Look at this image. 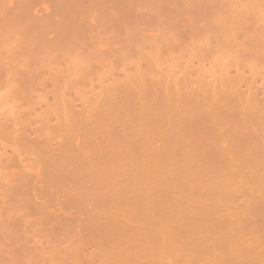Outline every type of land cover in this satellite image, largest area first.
I'll return each instance as SVG.
<instances>
[{"label": "rangeland", "instance_id": "374dc122", "mask_svg": "<svg viewBox=\"0 0 264 264\" xmlns=\"http://www.w3.org/2000/svg\"><path fill=\"white\" fill-rule=\"evenodd\" d=\"M20 1L21 0H16L17 5H18V2L20 3ZM37 1H38V4L40 3L41 5V9H40L39 5L37 4L38 11L41 10L42 14L44 13L47 16L49 12L54 11L53 7H51L53 5L51 6L49 5L51 3L54 4V2L50 0L47 2L44 1L43 3H42L43 0H40V1L37 0ZM65 1H66L65 2L66 8L67 9L69 8L68 10L69 12L66 11L68 12L69 16H71L72 14L71 10L74 13L76 9L78 10L75 13L76 16L74 13H73L74 15L72 14V16H75L74 18L72 17L73 19L68 16V18L70 19L67 18V20H69L70 22L72 20V28H71V24L70 26H68V24L70 23L69 22L66 26L67 27L66 30H63L64 33L62 34V37H61L60 34H59L60 36L56 35L57 31L54 32L53 30H51L53 28V27L51 28V26H50V30L49 28L46 29L48 30L47 33L45 29L42 30L43 32L39 31V33L42 32L40 34L41 36L36 35L38 34V32H35L36 34L33 32L30 33L31 31L28 32L29 30L26 29L27 27L24 24H22L19 20H17L18 18L16 19L17 20L16 22L14 21L17 15L14 18L11 16L13 20L10 17L11 13L13 12L12 9L14 11L15 9L17 10V7H15L16 5L15 1L6 0L5 2V0H0V60L9 62L10 60L14 59V61L17 62L20 65V67L22 66L21 68H26L25 66L29 64L28 67L30 66V70L33 69L32 73H34L32 77H31L32 74H30L31 79L30 77H28V80L30 79V81H28L27 78L25 77L27 82L24 81L25 83L16 84L15 90H13L14 87L12 86H6V85L1 86L0 85V120L3 121L5 118H9V116L12 119L14 118V120L18 119L16 120L18 121L16 123H20L21 121L22 125L24 126L23 127L20 123L19 125L22 126V128H19V130L26 132V134L29 133L30 135H32L33 133L29 132V127L31 128L34 127L33 130L36 132L40 129L42 133L35 132L36 134L34 133L33 135H35V137L38 140L39 135L41 134L40 137H42L43 139L40 140L39 138L38 140V141H41L40 142L41 144L43 143V140L48 139L47 141H45L46 143L44 142L46 145L48 141L50 142L48 143L50 145L51 144L53 145L55 143L57 144V142L60 144L65 141L67 142L66 145L68 143L69 145L70 144L72 146L74 145L73 148L77 152L76 153L77 158H78L77 160H79L81 168L83 169L81 170L82 172L84 171L83 167L85 166L87 167V170L90 167L89 171L90 170L93 171L92 170L93 166L94 167L96 166V169H101V167L99 166H102L103 164L101 162V165H100V160L97 158H94L96 156L93 154L94 153L93 150L95 149L96 155L98 153L97 152L98 150L99 156H100V154L103 155L104 153H106L107 150H105V147L106 149L109 148L108 150H110V147H107L109 143L114 144V142H109L108 140L104 139V136L102 137L103 139L100 138L102 134L105 133L104 135L108 136L111 130L112 134L114 133L112 136L115 137L118 134H120V132L121 133L123 132V133L122 135L120 134L119 136H123L124 131H125L124 126L128 128L129 125L134 122L133 119H136L138 121L137 123L135 120L136 126L139 124L142 126L143 125L142 123H144L145 125L147 121H148L147 122V125H148L149 121L150 122L153 121L147 118L148 114H151L152 116L155 114V112H157L158 114L159 109L163 110L161 112L162 114L160 113L161 115L158 114L161 117L159 116L158 118V115H155L156 117L154 116L152 117L150 115L149 117L151 119L154 118V120H157V118L160 119L158 120V125L161 126V125H164L161 122V118H167V115L170 117L173 115L172 113L178 115L180 111H181V114H183L182 109L186 110V111L183 110L184 113L187 112L188 110L196 106L195 102L199 104L195 108H198V107L201 109L203 108L207 109L206 107L211 108L212 105L211 107L209 105L212 104L211 101L214 98H216L214 100L218 102L217 106L220 107L223 104L224 106L222 107H225V110L228 113L229 111H235L232 109L235 108L236 105H238L235 103H237V101L240 102V99H241L242 104H244L245 100H247L248 103L253 102L252 104H255L254 106H257L256 104H259V106L263 105L262 103L264 102V98H263L264 94L263 96H261L260 93L262 94L261 91L262 90L264 91V86H263L264 85L263 84L264 83V50H261V51L259 50L264 48V42H263L264 41V0H83V1L79 0L82 3H80L78 0H74V1L65 0ZM75 3L78 7L75 5ZM2 4H3V7H2ZM13 5L15 8L13 7ZM9 8H10L11 13H9ZM64 9H65V6H64ZM41 12H39L38 14H41ZM44 14L42 15L43 17H45ZM118 14H121V15H118ZM111 15L113 16L110 17ZM9 17L12 21L9 20ZM51 17H53L51 21H56L57 19H59V16L57 14H53ZM113 17H116V19L118 18L119 21L115 19L116 22H114L111 19ZM73 20H75L74 22L76 24H74ZM254 27L257 29H255ZM255 32H258V33L255 34ZM25 33L27 34L26 36H25ZM28 33L30 35H28ZM259 35H261V37L258 39L257 36ZM28 36L30 37L37 36L36 38H38L37 39L38 45L37 43H35L36 46L33 45L36 38H34V41H33L32 38ZM28 38L30 39V42L28 41L29 40ZM258 40L261 41L262 44H259L260 42H258ZM31 42H33V44ZM32 45L34 47H32ZM255 47H257L258 49V54L259 52L260 53L263 52V56L262 54L258 55L256 53L257 50ZM249 67L251 70L249 69ZM251 72L253 74V78L255 75L257 80L259 79L258 81L256 80V78L253 79L251 76H249ZM256 72H259L258 75H261V76L259 77L256 74ZM235 76L236 77L239 76L240 78L236 79L235 81V78H236ZM245 76H248V77H245ZM241 77H244L243 78L244 80H247L249 77H251L253 80L248 79V83H247V81L244 82V80L241 79ZM262 78H263V82H262ZM220 80L222 82H220ZM241 80H243V82ZM233 81H235V84H233L234 83ZM250 81L251 82L253 81V83H250ZM259 81L262 82V84L260 83L259 85ZM241 82L242 84H244V87L241 84ZM226 83L228 84L225 86L224 84ZM229 83L231 84L230 87H229ZM247 84H248V87L245 86ZM257 84H258L259 90L257 89V86H256ZM215 85L217 87H215ZM222 85L223 87L221 88ZM259 86L261 87V89L259 88ZM254 87L259 91V94H258V91ZM226 88H228V90ZM225 89L228 92L226 91H224V93L223 91L220 92L221 90H225ZM242 89H243V92L245 93V94L243 93L244 95L248 93L247 95H250L249 96L250 98L254 97L253 98L254 100L252 99L253 100L252 102H249L248 99H245V96L242 94ZM247 89H249L250 92ZM252 89L255 90L256 92L253 91ZM22 90H26V91H22ZM208 91H210L211 93H209ZM234 91H235L234 93L235 96L238 91H241V92H238V94L241 93L245 100L242 98L239 99L238 96L240 95L237 94V97H234V94H233L232 95L233 98H231L232 101H230V97H232L230 94L233 93ZM208 93L209 95L211 94L210 95L211 98L214 95L212 99H210ZM253 93H257L255 94L256 96L253 95ZM217 94L219 96L218 98L216 97ZM224 94H227V95L225 96ZM220 96L221 98L223 97L224 99H220L219 101ZM206 98L210 100L209 102L210 104L207 102ZM193 100H195L194 101L195 104H192ZM258 100H260L261 102L260 101L258 102ZM215 101L213 103L214 106L216 105ZM233 103L235 106L233 105ZM189 104L193 106L191 107ZM206 104H209V105L206 106ZM228 104H230L231 107ZM117 106H120L119 109L116 108ZM161 106H163V108H161ZM226 106H228L229 108H227ZM188 107L190 108L188 109ZM219 107H216V108H219ZM144 108L147 109L149 112L146 111L147 113H144V110H145ZM164 110L168 111V113L167 112L165 113ZM230 113L233 114L234 112H230ZM11 115H13V117H11ZM145 118H147L148 120ZM58 119H59V122L57 121ZM144 120L145 122H143ZM166 121H168V119ZM151 124L153 123L152 122L149 123L148 126H150ZM19 125L18 127H20ZM154 125L156 126L154 127ZM154 125L152 126L155 128V130H157L159 126L157 125L156 121L154 122ZM16 126L17 124L15 125V127H13V129L16 131V135H17V131L19 132V130H16L18 129V127L16 128ZM130 126H132V124ZM153 127L152 128L148 127L151 130V132L152 130H154ZM161 129L162 128H159L160 131ZM30 130L32 131V129ZM106 130L109 132H106ZM155 130L154 132H156ZM159 130L157 131L159 132ZM23 132H20V133H23ZM29 134L27 135L28 137L30 138L34 137L33 135L32 137L29 136ZM37 134L38 136H36ZM119 136L117 137L119 138ZM157 136L158 135H156V137L153 138L152 140L155 139V141H157L156 145L159 146L158 148L162 146L160 150L162 151V153H166L165 150H167L168 147H165V146L167 145H165L164 143H160L161 140L158 138L160 140L159 141L157 139ZM7 137H8L7 132L3 131V133H0V264H136V263L137 264H193V263L196 264L198 261L194 260L195 262L197 261L196 263L193 261V259H195V255L193 256V259L191 257V255H193L192 253H190L192 249H193V253L195 251V254L196 252H198L200 255L202 252L200 253L199 249L201 251L202 248H203V251L204 250L206 251V252L204 251V254L206 253V256H208V254L210 255L212 254L209 251L210 242H211L209 241L210 238L209 240L207 239L204 240L206 242L208 241L207 243V245L209 244L208 250L203 245V244H206L205 242H201L198 245H195L197 247L192 246L195 249L198 248V250H195L194 248L190 246L191 244L190 245L186 244L187 243L186 238L190 236L189 232H191V230L190 231H188L189 229L187 230V233L189 234V236L187 237L188 234L186 233V238H185L183 237L185 236L184 234L185 232H183L184 231L183 230L184 226H183V228H181L183 231L179 229L180 234H182V236L178 235V233L176 232L178 231V229L176 230L175 228L176 227L180 228L182 224L188 225L189 223V222L187 223L188 214L186 213L187 216L182 215V213H184L185 211L184 208L186 207L181 208V209H184V211H181V209L178 208V206H182L181 204L183 202L184 204H186L187 200L190 201V202L188 201V204L191 203V200H192L195 202V203L192 202V204L194 203L196 205L197 203L198 204L200 203V202H197V200L198 201L202 200V201H205V202H202L201 204L205 206L206 210L209 205L212 206L211 204H213L214 206L221 205L220 207L222 209L216 208V211L218 213H215L214 211L210 212L211 210L209 208H208L209 211L207 210L208 211L207 215L212 218H214L215 215L217 216V214L221 216V214L223 213L222 211L226 213L225 212L226 210L224 209L226 206L223 205L221 202H219L218 199L225 192H227V190L225 191V187H222L223 194L222 193H221L222 195L219 194L220 196L217 195L218 196L217 200H216L217 196L216 198L214 196L215 199H213L212 197L210 199L209 195H211L210 194L211 192L209 191V189L211 190V188H208V186H206L205 183H207V181L205 182V179H206L205 176L202 174L204 176L202 177V179L200 176H197L199 173H200L199 175H201L202 168H199L201 170L200 172V170L198 171L196 170L197 168L194 169V167L188 168V166L186 165H185L186 168L184 167V164H186L187 161H192V162L195 160L197 161V159L194 157L192 158L195 160L190 159L191 154L189 153V151H184V153L187 152L189 154V157H188L189 160L185 162L183 160L184 164L182 165L181 160L184 159L185 157V155L182 154L183 151L181 152L182 149H180L181 148L180 145L182 144L179 145L180 148L178 149V153L180 152L182 154V157L184 155V157L180 159L181 161L180 162V161H177L179 160V158L178 159L177 157L175 158L176 154L178 156V153L176 151L178 148L176 147L177 143L173 145L170 143L171 146L168 143V146H170L168 148L169 149L168 151L170 152V154L167 152L166 154L161 155L162 153L156 149L157 150L156 152L159 155L157 153L155 155H152L155 153V150H153V148L149 145L151 144L150 142H152V146H153L155 144V141H146L144 139L143 140L141 139L140 141L141 143H140L139 139H137L135 141V144H132L134 142L133 141L130 144H128V146H125L124 148H126L127 150V148L129 149L130 147L131 148L133 147L130 150H133L134 153L138 150V153L141 152L142 157L141 155H139L140 153L134 154L133 152L130 151V154L132 153L135 156L134 157L129 154L130 157L131 156L134 157L132 160L131 158L127 156L128 155L126 154L127 151H124L125 149L123 148L122 152L124 153H121V154H124V158H120L119 157L120 155H118L115 158L119 157L120 159L122 160L124 159L126 161L127 160L126 156H127L129 159L127 161H129L130 164H128V162H126L125 164L123 160V164H124L123 165L122 162L120 161L122 168L120 166L118 167L120 162L117 165L118 168L117 167L114 168V170L117 168L116 170L119 171L117 173L116 172L110 173L109 169H108V173L110 174L108 173L106 174L105 172L107 170V168L105 169L106 165H108L107 167L110 168L111 166L109 165L111 164L112 161L117 162L120 160L119 158L117 160L114 157H113L114 159L112 158L113 159L112 161L109 158H108L109 160H107V157H109L108 155L111 154L110 152H112V150L110 152L108 151V155L105 154L103 155L104 157L100 156L101 160L103 158L106 159V161L103 159V161L105 162V165H104L105 170L104 169L103 170L101 169L102 171L99 170L101 171L100 175H102V173L103 175H105V180H107L108 182L107 183L104 180L106 182V186H108L109 189L111 188L110 190H112V192L110 190L108 191L107 187H106L107 189L104 187L105 182L102 181L103 179L94 180L95 178L103 177L98 174L99 172L93 171V172H97V175L93 174L92 172H88L85 167V170L87 172L86 171H84V173L81 172L80 175H83V174L85 175L86 173L89 179L93 177L91 179H93L95 182L97 180L98 182H101V184L99 183L100 185L98 184V182L94 184L93 183L94 181H92L91 179L88 180L87 177L83 178L84 176L83 175L80 177V179L82 180L83 178L84 181L87 180L90 185L88 186L86 184L87 182L86 181L85 186H84L83 181L82 183H79L78 181L79 178H78L77 182L79 184L75 182L73 184L71 183L72 185L70 184V186L68 185L69 188L67 186V188L70 189L69 193L72 191L71 188H74L72 191V194L71 193L69 194L67 192L68 189L64 190L58 185L56 186L53 184L52 186H56V188L59 187L57 189H61V190L56 191L55 187L51 186L52 188L50 187L48 189L49 192L45 191L46 193L48 192L49 194L42 193L44 192L43 188L46 186L45 185L46 182L44 181L38 182V184L40 183L39 186L37 184L35 185V188L33 191L37 189L36 187H39L38 188L39 190L37 189L36 191L41 192V193L36 194L35 192L32 191L33 185L32 187L31 185L27 186L29 188L31 187L29 189L31 190L30 193H29V190L27 191L25 189V187L19 188L20 190L18 189L17 192L16 190L11 191V189L10 190L7 189L8 188L7 185L9 183L8 177L14 173L13 171H11L12 170L10 167L11 165L10 166L8 165L9 162L11 161L10 156L11 155L15 156L19 152V151L16 152L18 149L15 151L16 147L11 143L12 138L10 141L9 138ZM110 137L111 135L109 136V139ZM114 137H111L110 140H112L113 138V141H115L116 143V140L118 138L115 137L116 140H114L115 139ZM151 138L152 137H150V140ZM121 140L120 138L118 139V141H121ZM144 141H146L147 143L146 142L144 143ZM93 142L95 143L97 142V143L95 144ZM98 142H99V145L95 146L98 144ZM100 142L101 144H104L105 142L108 144L104 146L106 143L104 145H100ZM87 143H88V146H85L87 145ZM89 143H92L91 146L89 145ZM121 143H125V142H121ZM121 143L117 142V147H119L118 145ZM112 144L111 146L116 145V144L115 145H112ZM163 145L166 149H163L164 148ZM94 146L97 148L99 146H103L104 148L102 147L103 150H101L99 148L98 149L95 148ZM135 146L138 149L135 148ZM174 146L175 148L173 149ZM87 147L88 148L92 147L93 153H90V154L94 157L90 156L89 151L91 150H88ZM10 148L12 149V151ZM119 148H122V146ZM154 148H157V147L154 146ZM170 148L173 150L176 149L175 150L176 154L175 152H172L173 150H171ZM13 149H14V152H13ZM162 149L164 150V152ZM102 151L104 152L103 154H102ZM20 153L21 151L19 152V154ZM180 153L179 155H181ZM187 153L186 155L188 156ZM167 154L169 155L175 154L174 161L172 160L173 157L169 156L171 157L169 158L167 157L168 156ZM88 155L90 157H85ZM136 155H138L139 157L137 158ZM156 156L158 157L157 159L162 162L161 166L159 165L160 162L159 164H157L158 162L157 159H155L156 160L155 164H153L154 161L153 162L150 161L152 160V158L153 159L156 158ZM179 157L181 158V156ZM88 158H92V160L96 159V161L95 160L90 161V159ZM134 159L140 160L138 161V166H139V163H140V166L138 168L137 166H135L137 168L135 170L132 169V167L135 168ZM231 160L232 159L228 161L231 162ZM107 161H110V162H107ZM176 161H177V167L174 166V164H176ZM196 161H195V164H196ZM91 162L92 164H94L93 166L90 165ZM96 162L99 165H96ZM114 162H112L113 165L111 168V172L114 171L113 170ZM163 162H165V164L167 162V166L169 170L167 169L166 171L165 169L166 165L164 164L165 165L164 166ZM172 162H174L173 165H171ZM192 162H191V165H190V162L189 164L187 162V165L196 167V165L195 164L193 165ZM199 162H201L202 164V161H199ZM199 162H197V167H201V165L198 166ZM22 164L23 165H19L18 167L13 168L15 172L18 171L19 169H22L25 173L32 174L34 178H35V175L40 172L39 168L41 169L42 167L41 160H38L36 156L34 157V156L27 155L26 158L23 160ZM136 164H137V161H136ZM222 165L223 164H221V166ZM233 165H235L234 162H233ZM162 166L164 167V170H162L163 169ZM171 166L172 167L174 166L176 170L179 169L178 170L179 172L183 171L182 166L184 167V170L187 168L189 170L194 169L197 174L195 173L194 170L189 171L187 169L189 172L187 170L184 171L187 175V178H189L188 175L189 176L192 175L191 177L195 176L193 179L190 177L191 178V179L189 178L190 181L189 179L186 178L185 175H183L185 174L184 172L178 173L177 175L178 171L176 172L175 176L172 177L171 175V178H170L169 174L171 173L173 174V170H170ZM204 166L205 168H203V170L206 169L207 167L206 164ZM226 166L228 167V164H226ZM237 166H239V164L236 165L235 168ZM241 166H239V168H241ZM212 167L214 168V166ZM216 168L218 169V167ZM216 168L214 170H216ZM219 168H220L219 170L221 169L223 170V167L222 168L219 167ZM235 168L234 166L229 168L231 171L230 172L231 174L230 173H227V174L233 175L235 172L238 173L237 171L238 168L237 169ZM96 169L94 168V170ZM130 169H132V171L134 170L133 172H136V173L131 172ZM232 169H234L235 171L234 170L232 171ZM241 169L243 170V168ZM136 170H138V172ZM214 170L212 171L214 173H211L212 175L210 176L212 177V179L213 178L218 179L217 178L218 175L217 173H215ZM242 170L241 172L240 171L239 172L242 173ZM125 172L126 174L129 172L133 173V175L132 174L125 175ZM191 172L193 173L190 174ZM204 172L205 174L206 173L210 174L208 173L207 170ZM91 173L94 176L95 175L96 176L99 175V176L98 177H94L93 175L91 176ZM160 173H161V176H160ZM194 173L196 175H194ZM237 173L233 175L235 176L233 179H236L237 177L241 178L240 176H238L239 174L236 176ZM180 174H182V177ZM207 174L206 176H208ZM213 174H216V177H213ZM176 176L180 177L181 181L183 177L186 178L187 180H185V182H182V183H180L181 181L179 180L180 185L175 187L177 184L174 185L173 182L177 183L178 182L177 180L179 179ZM198 177H200L199 179L201 181L200 180L197 181L195 179V178L198 179ZM218 177L222 178V176H218ZM231 177H230V180L232 179ZM35 179H38V178H35ZM207 179H209V176ZM210 179L208 181H211ZM233 179L231 180V182L233 181ZM186 181H189L188 182L189 185H187ZM91 182L93 183L92 184L93 187L94 185L98 184L99 185V186L97 185L98 188H100V186L102 185L107 190L106 191L107 194L106 192H102V193L107 198V199L105 198V200L108 201L109 203V206H108L109 212L105 211L108 214L106 213L105 217H100L101 219H103L101 220V222L98 221L99 217L98 218L96 217V216H99L100 214L94 216L95 219H97L96 221L102 225H98L95 222L90 223V224L89 222L86 223L87 219L90 221L91 218L89 217L91 215L93 217V213L96 212V209L97 210L101 209L100 210V213H101L102 211L101 207L104 204V201H102L99 196V195H102L101 191H103L104 188L101 187L102 190L97 188L98 192L100 193V194H97L98 193L96 191L97 189L95 190L96 186L94 187V190H92L93 187L90 188ZM198 182L202 186L198 185ZM217 182L210 183L211 186L213 185V187L216 188V189L212 188L213 191L215 189V192H214L215 195H216V190H220V187L224 185L223 183H221L222 181H220L219 183ZM41 183L43 184L45 183V184L41 185ZM171 183L175 188L171 186ZM232 183L233 185L236 184L237 186L239 185V187H241L240 180L237 182H232ZM183 184H185L186 188L184 187ZM48 185L45 188H48ZM86 185H87V188H86ZM187 186H189V190H187L188 188ZM203 186H205V189ZM217 186H218V189H217ZM81 187L85 189L82 190ZM116 187H117V190H119L118 189L119 187L121 190L117 191ZM201 187L203 188V190L209 197L203 193V190ZM235 187L236 186H234V189L236 190L237 187L236 188ZM89 188L92 191V193L89 191L91 193V196L93 197L94 195L95 197V198L93 197V199L92 197L89 196L90 193H88L89 194L88 195L87 194L88 191L87 192L85 191L86 189L88 190ZM21 189L23 191H21ZM169 189L172 190L173 192L171 193L172 195L170 194L171 191L169 192ZM185 189L187 191H184ZM25 190L27 192H25ZM53 190H55L56 193L53 192ZM74 190L76 191L74 192ZM122 190H124V192H122L124 194L120 195L119 192ZM156 190H160V193L157 194ZM78 191H85L84 193L86 194H84L83 192L82 193L78 192ZM93 191L97 192L95 193L96 195L94 194ZM114 191L115 192L117 191L116 193H118V196H120L119 198L118 196L117 197L115 196L117 194ZM206 191L209 193H207ZM232 191L233 190L228 191L229 192L228 195L230 194V196L236 197L235 195L236 192H232ZM18 192H21V193H18ZM23 192L29 193L30 195L25 194L26 195L25 196ZM33 193H35L36 195ZM108 193L110 196H113V197H110V196L108 197ZM153 193L154 195H156V197H159L161 195V198L159 197V199H155ZM82 194L84 195V197L82 196ZM164 194L167 196H164ZM85 195H88L90 197L88 198L89 201L87 199L88 196H85ZM125 195H127L129 201L133 200L134 204H131V206L130 205L128 206V203L130 204L131 201L129 202ZM122 196H125L124 198H126V200ZM130 196L132 198H130ZM230 196H228L229 199L231 198ZM78 197L80 198V200ZM137 197L138 199L139 197L140 198L143 197V198H141L142 200H138ZM76 198L79 201H81V198L83 199L81 202L78 203L77 202L78 200H75ZM120 198L121 199L123 198V199L121 200ZM84 199H85V202L83 201ZM96 199H98L99 203L100 201L102 202V206H99V204H97L98 202L96 203L95 201ZM115 199H117L118 201L116 200L115 202L114 201ZM143 199H145V202ZM171 199L176 202V205L175 203H173V205L171 204L173 202L171 201ZM233 199H230V200H233ZM72 200H73V203H75L76 205L79 206L80 204V206H82L81 210H83L84 216L82 215L83 214L82 212L81 213L79 212L80 207H77L76 205L70 203ZM93 200L95 202L91 203L90 201H93ZM124 200L128 203H126ZM210 200H212L213 203L212 201L210 203ZM235 200H239V194L237 195V198ZM64 201H65V204L62 203ZM87 201L91 203L92 205L96 203L95 206L98 205V207L100 208H96L95 206L93 207L92 205L87 203ZM164 201L168 202L169 205L166 204ZM177 201L178 202L182 201V203L178 204ZM122 202L125 205H127L126 208ZM148 202L152 204V207H150ZM81 203L82 204L87 203V204L82 205ZM121 203L124 206H122ZM162 203L163 204L165 203L167 207H165L166 206L165 204L163 206ZM214 203H217V204H214ZM205 204H207V207ZM85 205L88 206L87 207L88 210L86 209ZM104 205H108V204L105 203ZM159 205L162 209L159 207ZM171 205L175 207L176 209L174 210V208ZM83 206H85V208ZM132 206H134L133 209L131 208ZM149 207L151 208V211H149ZM168 207L169 208L172 207V208L169 209ZM188 207L186 208V210L189 209ZM191 207L190 209H192ZM139 208L143 212L148 211L145 217L146 224H144L145 221L143 223L145 226L141 223H140L141 225L139 224V222H141L142 220V217H143L142 215L145 216L143 212L141 213L139 212L140 211L138 210ZM227 208L229 212H227L224 215H228L229 213H232L234 211L233 207L227 206ZM230 208H231V212L229 210ZM93 209H95V212H92L94 211ZM152 209L155 215L154 217H157L158 220L156 218L154 219L153 216L151 217L150 213H152ZM217 209L221 211L219 212ZM77 210H78V214L76 212ZM99 210L96 212V214L99 212ZM212 210L214 209L212 208ZM43 211L44 213H42ZM86 212L87 213L91 212L92 214L88 215L89 213L87 214ZM105 212L103 211L102 214L103 213L105 214ZM169 212L171 214V218H170V215L167 214ZM85 214L88 216L87 219L85 217ZM166 215H167V218L171 220V222L173 219L172 217H174L175 215V218H176L177 216V220L175 219V221H173L175 222V224L172 222V225H171V222H169L170 227H168L169 225H167L166 223H168L167 220L169 219L165 217ZM56 216L60 218L57 219ZM229 216H225L227 217V220L230 219ZM83 217L86 221L83 220ZM94 217L91 220L95 221ZM221 217H223V214ZM231 217H232V214H231ZM62 218H64L63 221L65 220L66 221L63 222ZM59 219L62 222L60 221L59 223V221H57ZM225 219L226 218H224L223 219L224 221L222 220L221 222L223 223L226 222L227 224H229L227 220L225 221ZM143 220H144V217H143ZM164 220L166 223H164ZM233 220H235L234 217H233ZM233 220L230 222L231 223L233 222L232 225L233 224L235 225L234 222L237 220V218L235 221ZM155 221L157 222L155 223ZM177 221H180L179 223L181 225H179ZM238 221H236V223ZM196 223L197 222L195 223L191 222L189 223V225L191 224V226L192 225L194 226V224ZM231 223L229 224V226H226L227 230H228V227L229 228L232 227V226L230 227ZM93 224H96V225H93ZM173 224L175 227H173ZM225 224L223 226H225ZM237 224H239V222ZM244 224L242 223L241 226ZM149 225L152 228H150ZM236 225L235 227L237 230V227L239 228L240 226L239 225L236 226ZM196 228H195L196 231L194 229V232L200 233V229L198 227ZM231 229H229L228 231H230ZM240 229L241 228H239V230ZM174 230L175 232H173ZM171 231L176 234L169 235V233H172ZM222 231H223V228H222ZM228 231H226V234ZM218 232L219 231H217V233ZM235 233L237 235V231ZM165 234H168V235H165ZM219 234L220 235L218 236L220 237H215L217 236V234L212 235L215 238L211 237V240L218 239L219 241V238H222L221 232H219ZM245 234L247 233L245 232ZM138 235H140L142 238L145 235H148V236L150 235V238L156 237V239L159 237L157 241L156 239H154L156 244L154 243V240H153V245L156 248L157 247L160 248L162 246L160 248L161 251H159L158 249L159 251L158 253L156 248L155 249L151 248L152 245L151 246L149 245V244H152V241H150V238H149V241H150L149 243V241H147L148 238L146 236L144 237V239H142ZM152 235H155V237ZM228 235H232V234H228ZM241 235L243 234L239 235L240 236L239 239L242 240L243 238L241 237ZM249 235L250 237L255 239L254 235L252 236L251 234ZM249 235L247 237L248 240L246 239L247 241H250ZM232 237H230L231 241L228 239L226 240L224 239V240L229 241L230 243L232 242L233 238H235V237L233 238ZM255 237L257 238V240L255 241H258V237L257 236ZM226 238H229V237L226 236ZM166 240H168V242ZM176 241L178 242L179 245H180V242L182 241L183 244L181 243L182 244L181 248L183 249L185 247V249L182 250L180 247L179 248L181 250L178 247L177 249L175 247V245H177ZM236 241H237V244L240 243L238 244V246L240 245L243 248L244 247L247 248L248 245L247 246L246 244L244 246L242 245L244 240H242V244L240 240L238 242V238ZM247 241L246 243H248ZM213 243L215 247H218L219 246L218 244H220L221 242L219 243L213 242ZM224 243L226 244V242ZM260 243H263L264 245V241H261ZM260 243L258 244V246L261 245ZM157 244L160 246H158ZM163 244H165L166 246L168 244H173L174 246L169 245V247L170 249H172L171 247H173L172 251L175 250L174 254L171 251L170 253L168 252L170 250L168 249L169 248L168 246H167V249H165L166 248L165 246H164L165 248H163ZM233 244H234V240H233V243L231 244L232 247L234 248L233 249L234 251L232 250L233 254L229 253L231 251V248H228V247L229 246L231 247V245L227 246L228 244H226L227 246L226 248L230 250L228 253L232 255H234V252L236 253L237 252L236 250H238L236 243L235 245L237 248L234 247ZM263 245H261V247H263ZM140 246H142V248ZM149 247L151 248V250ZM261 247H260V251H262V255H263L264 251L261 250L262 249ZM134 248L136 250L138 248L139 250H137L136 252L138 251L139 252L138 253L134 252L133 251L135 250ZM211 248H213V250L216 249L211 246L210 250H212ZM152 249L156 253L153 252ZM222 250H225V252H227L226 249H224V247L222 248ZM184 251L185 253H182ZM260 251L257 253L258 255L259 253H261ZM212 252L214 253V251ZM221 253L224 254V251H222ZM182 254L183 255L185 254L188 256L187 260L185 258L187 256L184 255L182 257L181 256ZM199 255H196V257H199L198 260L200 259V257L203 256V255L202 256L201 255L199 256ZM220 255L218 254L217 256L216 255L214 256V254H212V257L214 256L215 259H212V258L211 259L215 262L217 261L216 257L218 260L221 259L220 257L218 258V256ZM227 255L228 254H226V256ZM262 255L260 254L259 256L261 257ZM158 256L162 257L160 258L162 259L161 261ZM165 256L166 257L169 256V257L166 258ZM171 256L173 257L171 258ZM226 256L223 258H227ZM253 256L252 257L250 256V257L252 260L255 261L257 259L256 258L257 256H255V258ZM210 257L211 256L206 257V259L205 257H202L203 259H205V261L203 259H200L199 262H201V260L203 261L201 263L199 262L198 263L206 264L203 262H206L207 259L208 261L211 260L209 259ZM184 258H185V261H184ZM228 259L229 257L226 260ZM231 259L236 260V258L234 257ZM213 261H212L213 264H217L216 262L214 263ZM258 261L260 264H263L264 258H262L261 260L257 259L256 263L254 264H259L257 263ZM260 261H262V263ZM228 262L229 260L227 261V264L231 263V262L230 263ZM221 263L223 264L224 262H221ZM248 263H249V260H248ZM248 263L246 261L243 264H248ZM251 264H253V261L251 262Z\"/></svg>", "mask_w": 264, "mask_h": 264}, {"label": "bare ground", "instance_id": "6f19581e", "mask_svg": "<svg viewBox=\"0 0 264 264\" xmlns=\"http://www.w3.org/2000/svg\"><path fill=\"white\" fill-rule=\"evenodd\" d=\"M15 1V3H16V5H15V7H17V10L15 9V11L12 9V13L10 12V8H9V13H11V15H10V17L12 16L13 18L15 17V19H14V21L16 22L17 20H19L22 24H24L27 28V30H29L28 32H30V33H35V32H38V34H36L37 36L39 35V36H41L40 34L43 32L42 30H44L45 29V31H46V33H47V31L48 30H46V29H48L49 28V30H50V26H51V30H53L54 32H56L57 31V36H60L61 35V37H62V34L64 33V31L63 30H66V26H67V24L70 22L69 20H67V18H68V16H69V14H68V10H69V8L67 9L66 8V4H65V0H50V1H52V2H54V4L53 3H51V4H49L50 6L51 5H53V6H51V7H53V9H54V11H53V9H52V11L53 12H49L48 14H47V16L44 14V16L45 17H43L42 15V12H41V10L40 11H38V6H37V4H38V1L37 0H24V1H20V3L18 2V5H17V2H16V0H14ZM40 1V0H39ZM44 1H49V0H43L42 1V3L44 2ZM74 1V0H73ZM79 1V0H78ZM77 1V2H78ZM83 1V0H82ZM4 2V1H3ZM2 2V3H3ZM5 2H6V0H5ZM80 2V1H79ZM78 2V3H79ZM41 3V4H42ZM49 3V2H48ZM77 3V4H78ZM80 3H82V2H80ZM79 3V4H80ZM20 4V5H19ZM67 4H69V3H67ZM14 5H13V7H14ZM39 5V8L41 9V5H40V3L38 4ZM75 5H76V3H75ZM81 5V4H80ZM79 5V6H80ZM64 6H65V9H64ZM68 6V5H67ZM77 6V5H76ZM2 7H3V4H2ZM14 7V8H15ZM56 9H55V8ZM69 7V6H68ZM78 7V6H77ZM70 8H71V6H70ZM8 9V8H7ZM77 10L78 9H76V11H75V13L77 12ZM205 10V9H204ZM66 11H68V12H66ZM208 11V10H207ZM39 12H41V14H38ZM8 13V14H9ZM71 13L73 14L74 12L71 10ZM70 13V14H71ZM74 13V14H75ZM114 13V12H113ZM112 13V14H113ZM116 13V12H115ZM13 14H14V16H13ZM53 14H57L58 16H59V19H57L56 21H51V19L53 18V17H51ZM68 14V15H67ZM72 14H71V16H69V17H75L76 16V14H75V16H72ZM73 14V15H74ZM109 14V13H108ZM208 14V13H207ZM114 15V14H113ZM113 15H111L110 17H112ZM118 15H121V14H118ZM210 15V14H209ZM109 16V15H108ZM207 16V15H206ZM10 17H9V20H11L10 19ZM11 17V18H12ZM119 17V16H118ZM13 18H12V20H13ZM18 18V19H17ZM72 18V19H73ZM17 19V20H16ZM68 19H70V18H68ZM77 19V18H76ZM114 22H116L115 21V19H116V17H113V18H111ZM11 20V21H12ZM116 20H118V18L116 19ZM75 20H73V22H74ZM119 21V20H118ZM70 24H71V28H72V20H71V22L68 24V26H70ZM74 24H76L75 22H74ZM117 24H119V23H117ZM257 25V24H256ZM255 25V26H256ZM75 27V26H74ZM257 27V26H256ZM69 28V27H68ZM255 28V27H254ZM255 29H257V28H255ZM39 31H42V32H40L39 33ZM27 33V32H26ZM25 33V36L27 35ZM45 33V34H46ZM258 32H255V34H257ZM34 34V35H35ZM60 34V35H59ZM255 34H254V36H255ZM28 35H30L29 33H28ZM31 35H33V34H31ZM37 36H34V37H30V36H28V37H30V38H32V40L34 41V38H36ZM45 36V35H44ZM253 36V37H254ZM258 37V39L261 37V35H259V36H257ZM256 37V38H257ZM60 38V37H59ZM29 39V38H28ZM38 38H36V40H35V42H34V44H33V42H31L33 45H35V43H37V45H38V40H37ZM27 40V39H26ZM60 40V39H59ZM261 40V39H260ZM263 40V39H262ZM29 42H30V39L28 40ZM37 41V42H36ZM27 42V41H26ZM39 42H40V40H39ZM256 42H257V40H256ZM258 42H260L259 44H262L261 43V41H259L258 40ZM264 42V41H263ZM31 43H29V44H31ZM32 45V47H34ZM36 46V45H35ZM260 46V45H259ZM256 48V50H257V54H258V49H257V47H255ZM260 49V48H259ZM261 50H264V48L263 49H260L259 51H261ZM262 54V56H263V52L262 53H260L259 52V54L258 55H261ZM254 55H255V53H254ZM253 55V56H254ZM257 55V56H258ZM262 58V57H261ZM28 65L29 64H27L25 67L26 68H21L20 67V65L17 63V62H15L14 61V59L13 60H10L9 62H7V61H3V60H0V85L2 86H12V87H14V89L13 90H15V87H16V84H21V83H25V82H27V80H28V77H30V74H32L31 75V77L33 76V74L34 73H32L33 72V69H31L30 70V66L28 67ZM29 68V70H28V68ZM252 68V67H251ZM249 69H250V67H249ZM251 70V69H250ZM249 70V71H250ZM31 72V73H30ZM258 73L259 72H256V74L258 75ZM252 74V72L250 73V75L249 76H251L252 78H253V74ZM238 75V74H237ZM239 76H241V75H239ZM236 77L235 78V81H236V79H239L240 77ZM259 77L261 76V75H258ZM25 77L27 78V80L25 79ZM31 77H30V79H31ZM245 77H248V76H245ZM251 77H249L248 79H250V80H253L254 78H256L255 77V75H254V78L252 79ZM262 77H263V75H262ZM244 77H241V79H243ZM30 79L28 80V81H30ZM33 79V78H32ZM216 79V78H215ZM214 79V80H215ZM246 79V78H245ZM248 79L247 80H244V82L245 81H247V83H248ZM261 79V78H260ZM243 80H241L242 82H243ZM256 80H257V78H256ZM259 80V79H258ZM257 80V81H258ZM25 81V82H24ZM232 81V80H231ZM235 81H233L234 83L233 84H235ZM238 81V80H237ZM257 81H256V83H257ZM261 81V80H260ZM259 81V85H260V83L262 84V82H263V78H262V82H260ZM220 82H222L221 80H220ZM242 82H241V84H242ZM212 83V82H211ZM215 83H217V82H215ZM219 83V82H218ZM232 83V82H231ZM237 83V82H236ZM250 83H253V81L251 82L250 81ZM228 83H226V84H224L225 86L227 85ZM264 84V83H263ZM211 85V84H210ZM220 85V84H219ZM218 85V86H219ZM230 83H229V87H230ZM243 85V87H244V84H242ZM251 85V84H250ZM249 85V86H250ZM255 85V84H254ZM209 86V85H208ZM214 86V85H213ZM234 86V85H233ZM245 86H247L248 87V84L247 85H245ZM253 86V85H252ZM257 86V89H258V84L256 85ZM255 86V87H256ZM264 86V85H263ZM215 87H217L216 85H215ZM223 87V85L221 86V88ZM228 87V86H227ZM246 87V88H247ZM254 87V88H255ZM261 87H262V85H261ZM261 87L259 86V88L261 89ZM209 88V87H208ZM250 88V87H249ZM210 89V88H209ZM209 89H207V90H209ZM217 89V88H216ZM227 90H228V88H226ZM226 89L225 90H221L220 92H222L223 91V93H224V91H226ZM256 89V88H255ZM256 89V90H257ZM262 89H263V87H262ZM212 90V89H211ZM210 90V91H211ZM218 90V89H217ZM244 90H245V88H244ZM247 90H249V89H247ZM253 90V89H252ZM259 90V89H258ZM257 90V91H258ZM22 91H26V90H22ZM210 91H208L209 93H211ZM231 91V90H230ZM253 91H255V90H253ZM214 92V91H213ZM212 92V93H213ZM219 92V93H220ZM226 92H228V91H226ZM238 92H241V91H238ZM238 92H237V94H238ZM249 92H250V90H249ZM256 92V91H255ZM262 92V94L260 93V95L261 96H263V90L261 91ZM18 93H19V91H18ZM209 93H208V95H209ZM218 93V92H217ZM235 93V91L233 92V93H231L230 95L232 96L233 94ZM244 92H243V89H242V94H243ZM214 94V93H213ZM237 94H236V96H235V94H234V97H237ZM241 93L240 94H238V95H240V96H238L239 97V99L240 98H242V99H244L243 98V95L245 94H243L242 95ZM248 94V93H247ZM244 95L245 96V99H248V101L249 102H252L254 99V97L253 98H250L249 96L250 95ZM255 94H257V93H253V95H255ZM258 94H259V91H258ZM211 95V94H210ZM210 95H209V97H210ZM225 96L227 95V94H224ZM224 95H222V96H224ZM259 95V96H260ZM20 96H21V94H20ZM214 96V95H213ZM213 96H212V98H213ZM256 96V95H255ZM260 96V97H261ZM23 97H25V96H23ZM204 97V96H203ZM217 98L219 97L218 96V94H217V96H216ZM230 97V96H229ZM247 97V98H246ZM249 97V98H248ZM251 97H252V95H251ZM258 97V96H257ZM256 97V98H257ZM22 98V97H21ZM201 98V97H200ZM207 98H208V96H207ZM206 98V99H207ZM211 97H210V99H212ZM231 98H233V96L232 97H230V101H232L231 100ZM264 98V97H263ZM262 98V99H263ZM214 99H216V98H214ZM214 99H212V101H211V103L212 104H210L209 102H210V100L209 99H207V102L210 104H206V106L207 105H209L210 107H211V105H212V107L211 108H208V107H206L207 109H201V108H195V107H197L199 104H197V102H195L196 103V106L195 107H193L192 109H190V110H188L190 107H188V111L187 112H185L184 113V111L183 110H185V109H182V112H183V114H181V111H180V113H178V115H176V114H174V113H172L173 115L172 116H170L171 117V119H170V117L167 115V118H161V122L164 124V125H161V126H163V127H161V126H159L158 125V120H160V119H158L159 118V116L162 114L161 112L163 111V110H161V109H159V113L158 114H160V115H158L157 114V112H155V114L153 115L154 117H156L155 115H158V118H157V120H154V118L153 119H151L149 116L151 115V114H148V119H150V120H153V121H151L153 124H151L150 126H148L149 125V123H151L150 121H149V123H148V125H147V118H145V119H147L146 121V124L144 125V123H142L143 125V127L141 126H139V125H137L136 126V124H135V120L136 119H133V123L135 124V126H134V124L133 123H131V121H130V123L132 124V126H130L129 125V127L128 128H126L125 126H124V128H125V131H124V134H123V136H119L120 134L122 135V133L120 132V134H115V135H117V136H119V138H120V140L121 139H123V140H121V141H118V137L117 136H115V137H117L118 139L116 140V138L114 137V136H112L113 134H112V132H111V130H110V133H109V135L107 136V135H104V134H102L101 135V137L100 138H102L103 136H104V139H106V140H108L109 142H114V144H112V143H104V144H101V142H100V145H104V146H106L107 144V147H110V150H108L109 148H107L106 149V147H105V150H107L106 151V153H104L103 151H102V154L103 155H105V154H107L108 155V151L110 152L111 150H112V152H110L111 154H109L108 156L109 157H107V160H109V159H111V161L115 158V157H117L118 155H120L119 157L120 158H124V154H121V153H124V152H122L123 151V148L125 147V146H128V144H130L131 142H133L132 144H135V141L137 140V139H139V142L141 141V139L143 140H146V141H155V139L154 140H152L153 138H155L156 137V135H158L157 136V139L159 138L160 140H161V142L160 143H164L165 145H167V146H165V147H170L171 146V144L173 145V144H176L175 146L176 147H178L177 148V153H178V149L180 148V149H182L181 150V152H182V154H184L185 155V157H184V155H183V157H184V159H182L183 157H182V154L181 155H179V153H178V156H177V154H176V151L175 150H173L174 148H175V146L173 147V149H171V150H173L172 152H175V154H176V156H175V158L177 157V159L179 158V160H177V161H180V159H182L181 161H182V165L184 164V162L185 161H187V160H189L188 159V157H189V154H188V156L186 155V153H184V151H189V153L191 154L190 155V159L191 160H195V159H193L192 157H194V158H196L197 159V161H196V164H195V161H187L188 162V164H189V162H190V165H191V162H192V164L194 165H196V167L195 166H190V165H187V162H186V164H184V167L186 168V166H188V168L190 167H194V169H196V170H200L199 168H202L201 170H202V173H201V175L203 174L204 176H205V182L207 181V183H205L206 184V186H208V188H211V190L209 189V191L211 192L210 194L211 195H209L210 196V199H211V197L213 198V199H215L216 198V196L218 195V196H220V195H222L223 194V192H222V187H225V191L227 190V192H225L222 196H220L219 197V199H218V196H217V198H216V200L218 199V201L219 202H221L223 205H225L226 207L224 208L226 211V213L227 212H229L228 211V208H227V206L228 207H233V210L235 211H233L232 213H229L230 214V216H229V214L228 215H224V214H226V213H224V211H222L223 213V217H221L222 216V214H221V216L219 215V214H217V216L215 215V217L214 218H212V217H210V216H208L207 215V213H208V208L211 210L210 212H212V211H214L215 213H218L217 211H216V208H221L219 205H213V204H211L212 206H208V208H207V210L205 209V206H203L201 203L202 202H205V201H202V200H200V201H198L197 200V202H200L199 204L197 203V205L199 206H197L196 204H194L195 202L194 201H192L191 200V203H189L188 204V201L189 200H187L186 202V204H188V205H186V204H184V202L182 203V201L181 202H178V204H180V203H182L181 205L182 206H178V208H184V207H188V206H190L191 207V205H192V209H190V207H188L189 209H187L186 210V208H184L185 209V211H184V209H181V211H184V213H182V215L183 216H187L186 215V213L188 214V216H187V218H188V220H187V223L189 222V223H191V222H197L196 224H198V225H196V224H194V226L192 227L191 226V224L189 225V223H188V225H181L179 222L180 221H177L178 223H179V225H181V227L180 228H178V227H176L175 229L177 230L178 229V231H179V229H181V228H183V226H184V231L183 232H185L184 234H185V236H183V237H185L186 238V233H187V230L188 231H190L191 230V232H189L190 233V236H189V234L187 235V237L188 238H186V244H191L190 246L192 247V246H195V245H198L199 243H201V242H205L206 244H203L204 245V247H206L207 248V250H208V246H209V244L207 245V243H208V241L206 242V241H204V240H209V238H210V240L209 241H211L210 242V247L212 246V247H214V248H216L215 250H213V248H211L212 250H210V247H209V251H210V253H212V254H214V256L216 255H220V256H218V258L220 257L221 259H217V257H216V260L217 261H215L217 264H218V262H219V264L221 263V262H224L223 264H227V261L229 260V262L228 263H230V264H236V262H237V264H239L240 262H242V263H240V264H243V263H245L246 261H247V263H248V260H249V263L251 264V262L253 261V264L254 263H256V261H257V259H262V258H264V254L262 255V251H260V247H261V245H263V243H260L261 241H264V114H262V113H264V102L262 103L263 105L262 106H259V104H256L257 106H254L255 104H252V103H248L247 102V100H245V103L244 104H242V102H241V99H240V102L239 101H237V103H235V104H238V105H234V103H233V105L235 106V108H231L232 110H235V111H229V113L225 110V107H222V106H224L223 104H222V106H217V104H218V102H216ZM220 99H224L223 97L221 98V96H220V98H219V101H220ZM225 99H227V98H225ZM238 99V100H239ZM250 99V100H249ZM253 99V100H252ZM203 100V99H202ZM205 100V99H204ZM209 100V101H208ZM229 100V99H228ZM227 100V101H228ZM233 100H235V99H233ZM244 100H243V102H244ZM194 101L195 100H193V103L192 104H195L194 103ZM200 101V100H199ZM198 101V102H199ZM214 101H215V103H216V107H219V108H216L214 105H213V103H214ZM223 101V100H222ZM221 101V102H222ZM256 101H257V99H256ZM260 100H258V102H259ZM201 102V101H200ZM204 102V101H203ZM202 102V103H203ZM224 102V101H223ZM229 102V101H228ZM235 102V101H234ZM240 103V105H239V103ZM257 102V103H258ZM261 102V101H260ZM226 103V102H225ZM224 103V104H225ZM147 104V103H146ZM220 104V103H219ZM227 104V103H226ZM225 104V105H226ZM230 104H232V103H230ZM230 104H228V105H230ZM252 104V105H251ZM190 105V104H189ZM205 105V104H204ZM261 105V104H260ZM148 106H149V104H148ZM191 106V105H190ZM193 106V105H192ZM191 106V107H192ZM215 108H214V107ZM233 106V107H234ZM119 107L120 106H117L116 108L117 109H119ZM227 108H229L228 106H226ZM230 107H231V105H230ZM146 108V107H145ZM144 108V109H145ZM148 108V107H147ZM157 108H159V107H157ZM156 108V109H157ZM161 108H163V106H161ZM187 108V107H186ZM223 108H224V110H223ZM166 109V108H165ZM116 111V110H115ZM149 112L147 109H145L144 110V113H147V112ZM165 111V113L167 112L168 113V111H166V110H164ZM186 111V110H185ZM179 112V111H178ZM230 112H234L233 114L232 113H230ZM16 114H18V113H16ZM15 115V114H14ZM21 115V114H20ZM19 116V115H18ZM152 116V115H151ZM152 116V117H153ZM163 116V115H162ZM175 116V117H174ZM3 117V116H2ZM11 117H13V115H11ZM15 117V116H14ZM22 117V116H21ZM161 117V116H160ZM164 117H165V115H164ZM174 117V118H173ZM5 118V117H4ZM59 118V117H58ZM22 119V118H21ZM156 119V118H155ZM164 121H163V120ZM168 119V121H166ZM170 119V120H169ZM16 120H18V119H15L14 120V118L12 119V118H10V116H9V118H5L3 121H1L0 120V133H3V131L4 132H7V138H9V140L11 141V138H12V141H11V143L16 147L15 148V151L16 152H20L21 151V153L19 154V152H18V154H16L15 156H10V159H11V161L9 162V166L11 167V171H13L14 173L11 175V176H9L8 177V185H7V189H11V191H13V190H16V192L18 191V189L19 188H21V187H25V189L28 191L31 187H32V185H33V187H32V191L34 190V188H35V185L37 184L38 186H39V184H38V182H42V181H44V182H46V186L45 187H47V185H48V188H45L44 186V188H45V190H44V188H43V191L44 192H42V193H46L45 191H48L49 192V188L52 186V184L53 185H58L59 187H61L62 189H64V190H66V189H68L69 188V186H70V184L72 183H75V182H77V179L79 178L80 179V177L81 176H83V175H80L81 174V170H83L82 168H81V165H80V162H79V160H77L78 158H77V155H76V150L73 148V146L70 144L69 145V143L66 145V141L65 142H63V143H58L57 142V144L55 143V144H48V143H50L49 141L47 142V145L45 144L46 142L45 141H47V140H43V143L41 144L40 142L41 141H38L39 140V138H40V140L41 139H43L42 137H40L41 136V134L39 135V138H38V140H37V138L35 137V135H33L36 131H34L33 130V128L34 127H29V132H31V133H33L32 135L34 136V137H32V135H30L29 133H27L26 134V132H23V131H20L19 130V128H22V123H21V121H20V123H21V125L22 126H20L19 124L20 123H16V122H18V121H16ZM58 122H59V119L57 120ZM157 122V125L159 126H157L158 127V129L157 130H159V128H162L161 129V131L159 130V132L157 131V130H155V126L156 125H154V122ZM166 121V122H165ZM136 122L138 123V121L136 120ZM143 122H145V120L143 121ZM160 122V121H159ZM17 124V126H16V128L18 127V125L20 126V127H18V129H16V130H19V132L17 131V135H16V131L13 129V127H15V125ZM140 123V122H139ZM162 123H160V124H162ZM15 124V125H14ZM152 125H154V127L152 126ZM27 126V125H26ZM29 126V125H28ZM117 126V125H116ZM115 126V127H116ZM139 126V127H138ZM147 126V127H146ZM24 127V126H23ZM114 127V128H115ZM134 127V128H133ZM148 127H153V129L157 132H154V130H152V132L154 133H152L151 132V130L148 128ZM37 128V127H36ZM36 128H35V130H36ZM39 128V127H38ZM148 128V129H147ZM24 129H26V128H24ZM30 129H32V131L30 130ZM28 130V129H27ZM40 130V129H39ZM39 130L37 131L38 133H42V131L40 130V132H39ZM124 130V129H123ZM122 130V131H123ZM148 130H150V131H148ZM25 131V130H24ZM121 131V130H120ZM15 132V133H14ZM20 132H23V133H20ZM36 132V133H37ZM106 132H109V131H107L106 130ZM14 133V134H13ZM35 133V134H36ZM116 133V132H115ZM118 133V132H117ZM29 134V136H31L32 138H30V137H28L27 135ZM107 134V133H106ZM148 134H149V136H148ZM151 134H153V135H151ZM3 135V134H2ZM1 135V136H2ZM5 135H6V133H5ZM111 135V137H114L115 139L114 140H116V143H115V141H113V138H112V140H110L111 139V137H110V139H109V136ZM36 136H38V134L36 135ZM100 136V135H99ZM98 136V137H99ZM105 136H107V137H105ZM154 136V137H153ZM150 137H152L151 138V140H150ZM4 138V137H3ZM145 138H147V139H145ZM103 139V138H102ZM158 139V140H159ZM159 140V141H160ZM93 141V140H92ZM105 141V140H104ZM107 141V142H108ZM146 141H144V143L146 142ZM39 142V143H38ZM45 142V143H44ZM117 142L119 143H121V142H125V143H121V144H119L118 146L119 147H121L122 146V148H119V147H117ZM143 142V141H142ZM157 141H155V144L152 146V142H150L151 144L149 145V146H151L152 148H153V150H155V153L154 154H152V155H155L157 152V150H159L161 153H162V151L160 150L161 148H162V146H160V148H158L159 146L158 145H156L157 143H156ZM93 143H95V142H93ZM97 143V142H96ZM95 143V144H96ZM141 143V142H140ZM147 143V142H146ZM154 143V142H153ZM167 143V144H166ZM168 143H169V145L170 146H168ZM171 143V144H170ZM91 144L92 143H89V145L91 146ZM111 144L112 145H115V146H111ZM123 144V145H122ZM131 144V145H132ZM148 144H149V142H148ZM180 144H182V145H180ZM11 145V144H10ZM94 145V144H93ZM99 145V142H98V144L97 145H95V146H98ZM130 145V146H131ZM161 145V144H160ZM179 145H180V147H179ZM12 146V145H11ZM85 146H88V143H87V145H85ZM94 146V147H95ZM137 146V145H136ZM135 146V148H137ZM154 146H156L157 148H154ZM19 147V148H18ZM94 147H93V149H94ZM103 146H99L98 148L99 149H101V150H103V148H102ZM113 147V148H112ZM150 147V148H151ZM163 147H164V145H163ZM163 148V149H166V148ZM187 149H186V148ZM88 148V147H87ZM95 148H97V147H95ZM97 148V149H98ZM112 148V149H111ZM133 148V147H132ZM131 147L128 149L127 148V150H126V148H124L125 150L124 151H127V153L126 154H128L127 156L129 157V158H131L132 160H133V158L135 157L134 156V154L135 153H138V150L134 153L133 152V150H130V149H132ZM134 148V149H135ZM167 148V150H165V152L167 153H169L170 154V152L168 151L169 149ZM186 149V150H184V149ZM11 149V148H10ZM138 149V148H137ZM157 149V150H156ZM162 149V150H163ZM88 150H91L92 151V147H89L88 148ZM100 150V151H101ZM128 150H129V152H128ZM11 151H12V149H11ZM86 151H87V149H86ZM91 151H89V154L90 153H93V151H94V155L96 156V157H94V156H92L91 154H90V156H92V157H94V158H97V159H99L100 160V165H101V162H102V166H99V167H101V169L103 170L104 169V165H105V162L103 161V155H101L100 154V156H103L102 158V160H101V157L99 156V151L97 150V155L100 157H98L97 155H96V151H95V149L91 152ZM130 151L131 152H133L134 154H130ZM13 152H14V149H13ZM12 152V153H13ZM15 152V153H16ZM163 152H164V150H163ZM14 153V154H15ZM140 153V154H139ZM138 154L139 155H141V152H139ZM160 153V154H161ZM166 153H162L161 155H163V154H166ZM13 154V155H14ZM22 154V155H21ZM126 154H125V156H126ZM132 155V156H134V157H130V155ZM158 154V153H157ZM169 154H167L168 156L167 157H169V156H171V157H173V161H174V155L175 154H173V155H169ZM36 156L37 158H38V160H41V162H42V167H41V169L39 168V170H40V172L39 173H37L36 175H35V178H38V179H35L33 176H32V174H28V173H25L22 169H19L18 171H16L15 172V170L13 169V168H15V167H18L19 165H23L22 163H23V160L26 158V156ZM80 155V154H79ZM86 155V154H85ZM106 155V156H107ZM123 155V156H122ZM159 155V154H158ZM89 155L88 156H85V157H90ZM105 156V157H106ZM126 156V158H127V160H129L128 159V157ZM165 156V155H164ZM163 156V157H164ZM179 156H181V158L179 157ZM187 156V157H186ZM111 157V158H110ZM114 157V158H113ZM118 157V158H119ZM136 157L138 158L139 156L138 155H136ZM141 157H142V155H141ZM151 157V156H150ZM171 157H169V158H171ZM109 158V159H108ZM113 158V159H112ZM118 158H115V159H117L118 160ZM119 158V159H120ZM158 157L156 156V158H152V160H150V161H154L153 162V164H155V159H157ZM88 159H90V161L92 160V158H88ZM186 159V160H185ZM230 159H232L231 160V162L230 161H228V160H230ZM95 161H96V159H94ZM94 160H92V161H94ZM98 160V161H99ZM105 161H106V159H104ZM117 160H115V161H117ZM124 160V159H123ZM123 160L122 159H120L119 161H117V162H114V161H112V162H114V166H113V170H114V168L115 167H117V165L119 164V162L121 161L122 162V164H123ZM125 161L124 160V162H125V164H126V162H128V164H130V162L129 161ZM132 160H130V161H132ZM183 160H184V162H183ZM89 161V162H90ZM97 161V162H98ZM134 167L135 166H137V168L140 166V163H139V166H138V161H140V160H138V159H134ZM136 161H137V164H136ZM149 161V162H150ZM157 164H159V162H160V166H161V164H162V162L160 161V160H158L157 159ZM177 161H176V164H174V162H172V164L171 165H173L174 164V166L175 167H177ZM180 161V162H181ZM199 161H202V164H201V162H199ZM226 161H228V162H226ZM235 163V165H233V162ZM97 162H96V165H99V164H97ZM107 162H110V161H107ZM112 162H111V164L109 165V166H111L110 168L109 167H107L108 165H106V167H105V169L107 168V170L105 171L106 172V174L108 173V169H109V171H110V173H113V172H119L118 170H116L119 166L122 168V166H121V162H120V164L118 165V167L114 170V171H112L111 172V168H112ZM197 162H199V164H198V166L199 165H201V167H197ZM229 162H230V164H229ZM115 164H116V166H115ZM136 164V165H135ZM165 164V162H163V165ZM206 164V169H204L203 170V168H205V165ZM216 164H217V166H216ZM220 164V165H219ZM221 164H223L222 166H221ZM226 164H228V167L229 166H231V165H233L234 166V168H235V166L236 165H238L239 164V166H241V164H242V166H241V168H243V170L241 169V168H239V166H237L235 169H237V171H238V173L237 172H235V173H237L236 174V176L238 175V176H240L241 178H239V177H237L236 179H237V181H239L240 180V182H241V187H239V185L237 186L236 184H234L233 185V183L232 182H237L236 181V179H233L235 176H233V175H229V174H227V173H230L231 171H230V169L229 168H231V167H233V166H231V167H227L226 166ZM91 166H93L94 164H92V162H91V164H90ZM124 165V164H123ZM131 165H133V164H131ZM166 165V166H165ZM164 166L166 167L165 169H166V171H167V169H168V166H167V162H166V164H165ZM181 165V164H180ZM186 165V166H185ZM173 166V167H174ZM212 166H214V168L212 167ZM218 167V169L216 168V167ZM227 167V168H225V167ZM86 167V166H85ZM85 167H83L84 168V171H86L87 170V167H86V170H85ZM103 167V168H102ZM132 167V166H131ZM143 167H145V166H143ZM142 167V168H143ZM153 167H154V165H153ZM163 167V166H162ZM172 166L170 167V170H173V174L171 173V174H169L170 175V178H171V175H172V177L173 176H175L176 175V172L179 170H176V168L174 167L173 168ZM178 167H179V165H178ZM184 167L182 166V168H183V171H181L182 173L184 172V171H186L187 169H185L184 170ZM219 167H223V170H224V168H225V170L223 171L222 169L221 170H219L220 168ZM93 169V171H97V172H99L98 174L100 175L101 174V169H96V166L94 167H92ZM94 168L96 169V170H94ZM98 168V167H97ZM136 167L135 168H133L132 167V169H137ZM216 168V170H214ZM89 169H90V167L88 168V172H92L93 174H96L97 175V172H93V171H89ZM104 169V170H105ZM132 169H130L131 170V172H133L132 171ZM194 169H192V170H194ZM227 169V170H226ZM242 170V173H240L241 172V170ZM99 170H101V171H99ZM129 170V171H130ZM162 170H164V167H163V169ZM169 170V169H168ZM176 170V171H175ZM189 170V169H188ZM187 170V171H188ZM192 170H189V171H192ZM201 170H200V172H201ZM208 171V173H210V174H207L208 176H209V179L211 180V181H208L209 179H207L208 178V176H206V174H205V172L204 171ZM215 171V173H217V175L218 176H222V178L220 177H218L217 176V178L218 179H215V178H213L212 179V177L210 176V175H212L211 173H214V172H212V171ZM218 170V171H217ZM228 170H229V172H228ZM234 169H232V171H233ZM84 171L82 172V173H84ZM86 171V172H87ZM137 172H138V170H136ZM175 171V172H174ZM188 171V172H189ZM195 171V170H194ZM197 171V172H198ZM224 172V173H222V172ZM235 171V170H234ZM240 171V172H239ZM159 172H161V171H159ZM181 172H177V175H178V173H181ZM226 172V173H225ZM91 173V176L93 175ZM110 173H108V174H110ZM130 173V172H129ZM127 173L126 174V172H125V175H133V173H136V172H133V173ZM166 173V172H165ZM175 173V174H174ZM185 173V172H184ZM193 172H191L190 174H192ZM195 173H196V171H195ZM194 173V175H196ZM167 174V173H166ZM187 174H189V173H187ZM200 174V173H199ZM197 175V176H200L201 177V179H202V177H204L203 175L201 176V175ZM231 174V173H230ZM241 174H242V176H241ZM80 175V176H79ZM89 175H90V173H89ZM94 176V177H98V176ZM113 175H115V174H113ZM168 175V174H167ZM181 175V177H182V174H180ZM183 175H185L186 176V178H187V175H186V173L185 174H183ZM215 175V176H214ZM100 176H103V177H98V178H95L94 180H96V179H98V180H101V179H103L102 181H104L105 180V175H103V173H102V175H100ZM111 176V175H110ZM160 176H161V173H160ZM192 176V175H191ZM191 176H189L188 175V177L190 178ZM231 176H233V177H231L232 179H233V181L231 182V180H230V177ZM84 177H87V179L88 180H90L91 178H93V177H91L90 179L88 178V175H86V173H85V175L83 176V178ZM176 177H178V176H176ZM176 177H174V178H176ZM195 176H193V177H191L192 179L194 178ZM200 177H198V179L197 178H195L197 181H199L200 179ZM213 177H216V174H213ZM83 178H82V180L80 179H78V181H79V183H82V181H83V184H84V186H85V182L87 181H84L83 180ZM179 179L177 180L178 182L176 183V182H173L174 183V185H176L175 187H177V186H179L180 185V183H182V182H185V180H187V179H189V178H184L183 177V179H182V181H181V178L180 177H178ZM190 178V179H191ZM190 179H189V181H190ZM216 181H215V180ZM221 179V180H220ZM92 181H94L93 179H91ZM98 180L96 181V182H98ZM175 180V179H174ZM173 180V181H174ZM179 180L181 181L180 183H179ZM106 182H107V180H105ZM104 181V182H105ZM189 181H186V183H187V185H189ZM201 181V180H200ZM217 182V183H219L220 181H222L221 183H223L224 185H222L221 187H220V190H216V195L214 194V192H215V187H213V185L211 186L210 185V183H213V182ZM95 181L93 182L94 184L96 183ZM106 182H105V188L107 187L108 188V186H106ZM78 182H77V184H79ZM92 182H91V187L90 188H92L93 187V184ZM101 184V182H98V184ZM103 183V182H102ZM108 183V182H107ZM185 183V184H186ZM197 183V182H196ZM43 183H41V185H42ZM43 184V185H44ZM71 184V185H72ZM86 184L89 186L90 184L88 183V181L86 182ZM98 184H96V185H94V187H95V190L98 188V186L100 185H98ZM104 184V183H103ZM185 184H183L184 185V187H185ZM209 184V185H208ZM29 185H31V187L29 188V187H27V186H29ZM69 185V186H68ZM81 185V184H80ZM87 185H86V188H87ZM98 185V186H97ZM182 185V186H183ZM196 185V184H195ZM198 185H200L199 184V182H198ZM232 185H233V187H232ZM56 186H52V187H55V189H56V191L57 190H61V189H57V188H59V187H57L56 188ZM67 186H68V188H67ZM171 186L172 187H174L173 185H172V183H171ZM200 186H202V185H200ZM200 186H198V187H200ZM211 186V187H210ZM234 186H236L235 188H236V190H237V192H236V190L234 189ZM28 189H27V188ZM42 187V186H41ZM51 187V188H52ZM94 187H93V189L92 190H94ZM101 187L102 188H104L102 185L100 186V188H98V189H101ZM174 187V188H175ZM188 188H187V190H189V186H187ZM204 187V189H205V186H203ZM37 189L39 188V187H36ZM89 188V189H90ZM104 188V190L103 191H101V193L102 192H106L107 190V188L105 189ZM186 188V187H185ZM202 188V187H201ZM212 188H215L214 189V191H213V189ZM232 188V189H231ZM23 189V188H22ZM21 189V191H23ZM37 189H35V191H33V192H35L36 194H38V193H41V192H37L36 190ZM47 189V190H46ZM72 189V191H73V189L74 188H71ZM79 189V188H78ZM81 189L82 190H84L85 188H83V187H81ZM85 190L86 192H87V194L88 193H92V191H91V189L90 190ZM98 189L96 190L97 192H98ZM111 189V188H110ZM109 188H108V191L110 190ZM114 189V188H113ZM119 190H121L120 189V187L118 188ZM123 189V188H122ZM166 189V188H165ZM184 189V188H183ZM217 189H218V186H217ZM8 190V191H9ZM20 190V189H19ZM25 190V192H27ZM39 190V189H38ZM76 190H77V188H76ZM76 190H74V192L76 191ZM102 190V189H101ZM116 190H117V187H116ZM119 190H117V191H119ZM186 189L184 190V191H187ZM202 190H203V188H202ZM201 190V191H202ZM230 190H233L232 192H236V197H232V196H230V194L228 195V191H230ZM30 191L31 190H29V193H30ZM56 191L55 190H53V192H55L56 193ZM69 191H70V189H68V193H69ZM72 191L70 192L71 194H72ZM85 191H78V192H85ZM90 191V192H89ZM94 192V194L95 193H97V192ZM111 192H112V190H110ZM116 191V192H117ZM154 191V190H153ZM153 191H151V192H153ZM157 191V194L158 193H160V190H156ZM159 191V192H158ZM163 191H164V189H163ZM171 191V192H170ZM213 191V192H212ZM219 191H221V192H218ZM47 192V193H48ZM74 192H73V194H74ZM115 192V191H114ZM115 192V193H116ZM122 192H124V190H122V191H120L119 192V194L120 195H123L124 193H122ZM168 192V191H167ZM169 192H170V194L171 193H173L172 192V190H170L169 189ZM207 192V191H206ZM18 193H21V192H18ZM24 193V192H23ZM29 193H24V195L25 194H27V195H30ZM32 193V192H31ZM35 193H33V194H35ZM46 193V194H47ZM69 193V194H70ZM81 193H80V195H81ZM91 193H90V197H92L91 196ZM110 193V192H109ZM109 193H108V197L110 196L109 195ZM122 193V194H121ZM164 193V192H163ZM203 193L204 194H206L205 193V191L203 190ZM207 193H209V192H207ZM222 193V194H221ZM32 194V195H33ZM35 194V195H36ZM49 194V193H48ZM84 194H86V193H84ZM97 194H100L99 192L97 193ZM106 194H107V192H106ZM117 195H115L116 197L118 196V193H116ZM152 194V193H151ZM155 194H156V192H155ZM167 194V193H166ZM169 194V193H168ZM169 194V195H170ZM212 194H213V196H212ZM220 194V195H219ZM239 194V200H235L236 198H237V195ZM21 195H23V194H21ZM31 195V196H32ZM88 195H85V196H88ZM96 195V194H95ZM102 195H103V193H102ZM99 195L100 196V198H101V200L102 201H104V204L105 203H107L108 205H104L103 204V206H104V208H103V206H102V202L100 201V203L98 202V199H96L95 201H96V203L97 204H99V206H102L101 208H102V211H101V213H100V210H99V212L96 214V212L98 211L97 209H96V212H95V209H93L94 211H92V212H95V213H93V217L95 216V215H98V214H100V215H102V216H96L97 218H98V221L99 222H101V220H103V219H101L100 217H105L106 216V213L107 212H105V211H108L109 210V203H108V201H106L105 200V196L103 195ZM113 195V194H112ZM147 195V194H146ZM150 195V194H149ZM153 195H154V193H153ZM168 195V196H169ZM172 195V194H171ZM234 195V196H235ZM19 196V195H18ZM26 196V195H25ZM34 196V195H33ZM82 196L84 197V195L82 194ZM81 196V197H82ZM87 197V199L88 198H90V197ZM98 196V197H99ZM102 196V197H101ZM126 197H127V195H125ZM125 196H122L123 198L125 197ZM148 196V195H147ZM147 196H145V197H147ZM164 196H167V195H165L164 194ZM206 196H208L207 194H206ZM208 196V197H209ZM214 196H215V198H214ZM228 196H230L231 198L230 199H233V200H230L229 198H228ZM69 197H70V195H69ZM93 197H94V195H93ZM93 197H92V199H93ZM110 197H113V196H110ZM120 196H118V198H119ZM149 197V196H148ZM160 198H161V195L159 196ZM159 197H156V195H154V198L155 199H159ZM172 197V196H171ZM79 198V197H78ZM95 198V197H94ZM97 198V197H96ZM122 198V199H123ZM130 198H132L131 196H130ZM141 198H143V197H141ZM140 197H139V199H138V197H137V199L138 200H142ZM166 198V197H165ZM164 198V199H165ZM68 199V198H67ZM71 199V198H70ZM69 199V200H70ZM82 199L83 198H81V201H82ZM85 199H86V197H85ZM85 199L83 200L84 202H85ZM104 199V200H103ZM107 199V198H106ZM112 199V198H111ZM121 199V198H120ZM119 199V200H120ZM121 199V200H122ZM125 200H126V198H124ZM127 199H128V197H127ZM150 199V198H149ZM154 199V200H155ZM167 199V198H166ZM212 199V200H213ZM75 200H78L77 198L75 199ZM79 200H80V198H79ZM77 201L78 203L79 202H81V201ZM116 200L117 199H115L114 201L116 202ZM124 200V201H125ZM138 200H137V202H138ZM144 200V202H145V199H143ZM153 200V201H154ZM194 200V199H193ZM212 200H210V203H211V201ZM88 201H89V199H88ZM87 201V203H89ZM94 200L93 201H90L91 203L92 202H95ZM106 201V202H105ZM111 201H113V200H111ZM118 201V200H117ZM123 201V202H124ZM128 201H129V199H128ZM131 201V203L129 204L128 202H126V203H128V206L130 205L131 206V204H134V202H133V200H130ZM129 201V202H130ZM157 201H159V200H157ZM161 201V200H160ZM171 201H173L172 199H171ZM196 201V200H195ZM70 202V201H69ZM114 202V203H115ZM122 202V203H123ZM124 202V203H125ZM140 202V201H139ZM147 202V201H146ZM156 202V201H155ZM165 202V201H164ZM190 202V201H189ZM192 202H194L193 204H192ZM63 204H65V201L64 202H62ZM70 203H72V204H74V205H76L75 203H73V200L70 202ZM83 203V202H82ZM81 203V204H82ZM87 203H84V204H87ZM91 203H89L90 205H92ZM96 203L94 204V205H92L93 207L96 205ZM121 203V205L122 206H124L123 204ZM161 203V202H160ZM166 204H168L169 205V203L168 202H165ZM164 203V204H165ZM173 203H175V205H176V202L175 201H173L171 204L173 205ZM212 203H213V201H212ZM218 203V202H217ZM217 203H214V204H217ZM62 204V205H63ZM84 204H82V205H84ZM143 204V203H142ZM148 204L150 205V207H152V204L150 203V202H148ZM157 204V203H156ZM163 204V203H162ZM164 204H163V206H164ZM165 204V205H166ZM183 204H184V206H183ZM200 204H201V206H200ZM114 205V204H113ZM140 205H141V203H140ZM158 205V204H157ZM161 205V204H160ZM160 205H159V207H160ZM171 205V206H172ZM193 205H195V206H193ZM206 205V207H207V204H205ZM77 207H80L79 209L81 210V207L82 206H80V204H79V206L78 205H76ZM75 206V207H76ZM86 206V209L88 210V206L87 205H85ZM85 206H83L84 208H85ZM106 206V207H105ZM215 208H214V207ZM217 206V207H216ZM96 208H100V207H98V205L97 206H95ZM127 207V205H125V208ZM133 207L134 206H132L131 208L133 209ZM149 207V211H151V208ZM165 207H167V205L165 206ZM173 207V206H172ZM172 207H168L169 209H171ZM193 207H195V208H193ZM210 207H212L214 210H212V208H210ZM161 208V207H160ZM167 208V209H168ZM174 208V210L176 209L175 207H173ZM78 209V208H77ZM78 209V210H79ZM83 209V208H82ZM135 209H137V208H135ZM134 209V210H135ZM162 209V208H161ZM165 209V208H164ZM163 209V210H164ZM222 209V208H221ZM78 210L76 211L77 212V214H78ZM79 210V212L81 213H83V210H81L80 211ZM138 210H140V208L138 209ZM137 210V211H138ZM189 210V211H188ZM219 212L221 211V210H219V209H217ZM230 210V212H231V208L229 209ZM105 212V214L103 213L102 214V212ZM167 211V210H166ZM177 211H178V209H177ZM188 211V212H187ZM109 212V211H108ZM140 213L141 212H143V211H139ZM148 212V211H147ZM147 212H143V214H145V216L144 215H142L143 217H144V220H143V217H142V220H141V222H139V224L141 223V224H143L144 223V221H145V223L144 224H146V213ZM41 213V212H40ZM42 213H44V211L42 212ZM79 213V214H80ZM87 213V212H86ZM89 213V212H88ZM87 213V214H88ZM153 213V214H152ZM152 213H150V215H151V217L153 216H155L154 215V212H153V209H152ZM46 214V213H45ZM92 213L90 212L88 215H91ZM108 214V213H107ZM168 215H170V218H171V214H170V212L169 213H167ZM180 214H181V212H180ZM212 214V213H211ZM231 214H232V217H231ZM236 214H237V216H236ZM83 216H84V213L82 214ZM239 215V216H238ZM80 216V215H79ZM172 216H173V214H172ZM218 216H220V217H218ZM225 216H229L230 217V219H228L227 220V217H225ZM236 216V217H235ZM57 217V219L58 218H60V217H58V216H56ZM85 217H86V219L88 218V216L85 214ZM93 217H92V215L89 217V218H91V219H93ZM150 217V216H149ZM150 217V218H151ZM166 218H167V215L165 216ZM164 217V218H165ZM169 217V216H168ZM233 217L235 218V220H236V218H237V220L236 221H238L239 222V224L241 223H247L246 225L244 224V225H242L241 226V224L239 225V224H237L236 223V221L235 220H233ZM157 219V217H154V219ZM173 219H172V222L173 221H175V219L177 220V216H176V218H175V215H174V217H172ZM224 218H226L225 219V221L227 220V222L230 224L231 222L230 221H235L234 223H235V225L236 226H240L239 228H241L240 230H239V228L237 227V230H236V227H235V225L233 224L232 225V223H231V225H230V227L231 228H233V229H231V228H229L228 227V230L229 229H231L230 231H228L227 230V227L226 226H229V224H227L226 222V224L225 223H223V222H221ZM239 218V219H238ZM241 218V219H240ZM56 219V218H55ZM90 219V221L87 219V222L86 223H88L89 222V224L90 223H93V222H95V223H97L98 225H102V224H100L99 222H97L96 220L97 219H95V217H94V219H95V221H93V220H91ZM167 219H169V218H167ZM232 219V220H231ZM64 220V218H62V221ZM83 220L84 221H86L85 219H84V217H83ZM153 220V219H152ZM158 220V219H157ZM166 220V219H165ZM165 220H164V223H166L165 222ZM219 220V221H218ZM57 221H59V223H60V219L59 220H57ZM61 221V222H62ZM66 221V220H65ZM65 221H63V222H65ZM83 221V222H84ZM143 221V222H142ZM224 221V220H223ZM150 222H151V220H150ZM157 221H155V223H156ZM167 222L168 223H166L167 225H169L168 227H170V223L169 222H171V220L169 219V220H167ZM172 222H171V225H172ZM85 223V222H84ZM153 223H154V221H153ZM174 224H175V222H173ZM184 223H185V221H184ZM186 223V224H187ZM89 224H87V225H89ZM104 224V223H103ZM140 224V225H141ZM143 224V225H144ZM159 224V223H158ZM165 224V225H166ZM174 224H173V227H175L174 226ZM220 224H222V225H220ZM225 224V226H223ZM249 224V225H248ZM86 225V224H85ZM92 225V224H91ZM93 225H96V224H93ZM145 226V225H144ZM177 226H178V224H177ZM221 226H223V227H221ZM234 226V227H233ZM149 227H150V225H149ZM158 227H159V225H158ZM157 227V228H158ZM172 227V226H171ZM196 227H198L199 229H200V233L198 234V233H195L194 232V229L196 228ZM224 227H225V229H224ZM150 228H152V227H150ZM222 228H223V231H222ZM174 229V228H173ZM185 229H186V231H185ZM197 229V228H196ZM196 229H195V231H196ZM233 230V231H232ZM238 230H239V232H238ZM178 231H176L177 233H178V235H181L182 236V234H180V231L178 232ZM181 231V232H182ZM217 231H219V232H221V237L222 238H219V241H218V239H216V240H211V237L212 238H215V237H220V236H218V235H220L219 234V232L217 233ZM226 231H228L227 232V234H226ZM232 231V232H231ZM237 231V235H236V232ZM172 232V231H171ZM173 232H175V230L173 231ZM169 233V235L170 234H176V233ZM224 234H223V233ZM240 232H242V233H240ZM245 232L247 233V234H245ZM103 234V233H102ZM215 234H217V236H212V235H215ZM226 234V235H225ZM228 234H232L233 235V237H235V238H233L232 237V235H228ZM240 234H243V235H241V237L243 238L242 240H244L245 241V243H244V241H243V244H242V240L241 239H239V235ZM249 234H251V236L252 235H254V238L255 239H253L252 237H250V235ZM105 235V234H104ZM137 235V234H136ZM160 235V234H159ZM158 235V236H159ZM165 235H168V234H165ZM223 235H224V237H223ZM247 235V236H246ZM248 235H249V240L250 241H247L248 240ZM139 237H141L140 235H138ZM147 238H148V240H147V238H146V240L147 241H149V238H150V235L148 236V235H145ZM144 236V237H145ZM152 236H154L155 237V235H152ZM226 236H228L229 238H226ZM246 236V237H245ZM255 236H257L258 237V241H255V240H257V238L255 237ZM144 237L142 238V239H144ZM175 237H176V235H175ZM230 237H232L233 238V240H234V244H233V246L234 247H236V245H237V249L238 250H236L237 252L235 253L234 252V255H232L233 254V247H232V243H233V240H232V242H230L229 243V241H225L226 239H228V240H230L231 238ZM237 238H238V242H239V240L241 241V244L244 246L245 244H246V246H247V248L246 247H241L240 245V247L238 246V244H240V243H238L237 244ZM250 238H252V239H250ZM152 239V240H151ZM154 239H156V237L155 238H150V241H152V244H149L150 246L152 245V247L151 248H156V247H154V245H153V240ZM159 239V237L156 239V241ZM160 239H162V238H160ZM225 239V240H224ZM247 239V240H246ZM165 240V239H164ZM164 240H163V242H164ZM252 240V241H251ZM145 241V240H144ZM150 241H149V243H150ZM160 241V240H159ZM167 242H168V240H166ZM231 241V240H230ZM236 241V242H235ZM246 241L248 242V243H246ZM254 241V242H253ZM163 242H161V243H163ZM167 242H166V244H167ZM170 242V241H169ZM173 242H175V241H173ZM177 242V241H176ZM213 242H221L220 244H218V245H216V246H218V247H215V245H214V243ZM224 242H226V244H228L227 246H229V245H231V247L229 246L228 248H231V251L228 249V248H226L227 246H226V244L224 243ZM228 242V243H227ZM261 244V245H259L258 246V244L259 243ZM146 243V242H145ZM154 243H155V240H154ZM182 241L180 242V245L178 244V242H177V245H175V247L177 248H181V246H182ZM212 243H213V245H212ZM235 243H236V245H235ZM156 244V243H155ZM185 244V243H184ZM217 244V243H216ZM222 244H223V246H222ZM158 245V244H157ZM162 245V244H161ZM169 245L170 246H172L173 244H168L167 246L169 247ZM188 245V246H189ZM200 245H202V244H200ZM139 246V245H138ZM137 246V247H138ZM158 246H160V245H158ZM166 248H165V247ZM167 246L165 245V244H163V248H165V249H167ZM174 246V245H173ZM141 248H142V246H140ZM162 247V246H161ZM160 247V248H161ZM174 247V248H175ZM183 247H184V245H183ZM190 247V248H191ZM195 247H197V246H195ZM203 247V246H202ZM224 247V249H226V251L227 252H225V250H222V248ZM150 248V247H149ZM151 248H150V250H151ZM160 248L159 247H157L156 249H157V252L159 253V251H161L160 250ZM172 249H170V247L168 248V249H170L168 252L170 253V251L174 254V252H175V250L174 251H172L173 250V247H171ZM175 248V249H176ZM177 248V249H178ZM179 248V249H180ZM189 248V249H190ZM192 248H194V247H192ZM235 248V249H236ZM262 249L261 250H263L264 251V245H263V247H261ZM135 249V248H134ZM158 249H159V251H158ZM182 249V248H181ZM180 249V250H181ZM183 249H185V247L183 248ZM182 249V250H183ZM195 249V248H194ZM228 249V250H227ZM240 249V250H239ZM137 250H139L138 248H137ZM136 249L135 250H133L134 252H136L137 251ZM164 250V249H163ZM188 250V249H187ZM195 250H198V248L197 249H195ZM217 250H219V251H217ZM233 250V251H232ZM152 251L153 252H155L153 249H152ZM152 251H150V252H152ZM192 251V252H191ZM190 251V253H192L193 255H191V257H192V259H193V256L195 255V259H193V261L194 260H197L198 262L200 261V259H203L202 257H205V259H206V257H209V256H211L209 259H215V257L213 256L212 257V254L210 255V254H208V256H206V253L204 254V251H203V248L201 249V251H200V249H199V252L203 255H201L202 257H200V259L198 260V258L199 257H196V255H199V253L198 252H196V254H195V251H194V253H193V249ZM212 251H214V253L212 252ZM222 251H224V254L223 253H221ZM230 251V252H229ZM261 252V253H259V255L261 254L262 256V258L257 254L258 252ZM139 252V251H138ZM138 252H136V253H138ZM206 252V251H205ZM218 252H220V253H218ZM232 253V254H229V253ZM156 253V252H155ZM181 253V252H180ZM182 253H185V251L184 252H182ZM264 253V252H263ZM135 254V253H134ZM164 254H166V253H164ZM223 254V255H222ZM226 254H228L227 256H226ZM255 254V255H254ZM258 256H257V255ZM161 255V254H160ZM169 255V254H168ZM172 255V254H171ZM185 255V254H184ZM183 254L181 255L182 257L184 256ZM199 255V256H200ZM254 255V256H253ZM162 256V255H161ZM185 256H187V255H185ZM229 257V259L228 260H226L227 258H223V257ZM253 256L254 258H255V256H257L256 258V260L254 261V260H252L251 259V257ZM159 257V256H158ZM166 257V256H165ZM169 257V256H168ZM168 257H166V258H168ZM173 256H171V258H172ZM190 257V258H191ZM236 258V260H234V259H231V258ZM160 258H162V257H159V259ZM186 258V260H187V258H188V256L187 257H185ZM185 258H184V261H185ZM253 258V259H254ZM205 259H203L204 261H205ZM211 259V260H212ZM248 259V260H247ZM250 259H251V261H250ZM162 259H160V261H161ZM164 260V259H163ZM182 260V259H181ZM203 260H201V262L203 261ZM211 260H209L210 261V263L211 264H213L212 263V261ZM221 260H223V261H221ZM231 260V261H230ZM165 261V260H164ZM171 261H172V259H171ZM183 261V260H182ZM192 261V262H193ZM196 261V262H197ZM209 261H208V259H207V261L206 262H203V263H206V264H210L209 263ZM232 261H233V263H232ZM238 261H240V262H238ZM263 261V260H262ZM262 261H260L261 263H262ZM195 262V261H194ZM195 262V263H196ZM197 262V263H198ZM201 262H199V263H201ZM214 262V261H213ZM214 262V263H215ZM135 263V262H134ZM196 263V264H197ZM198 263V264H199ZM248 263V264H249ZM257 263H259V261L257 262ZM137 264V263H136ZM194 264V263H193ZM222 264V263H221ZM260 264V263H259ZM263 264H264V262H263Z\"/></svg>", "mask_w": 264, "mask_h": 264}]
</instances>
